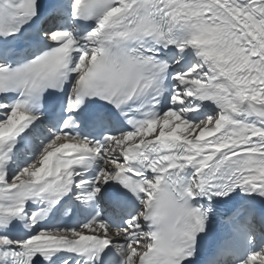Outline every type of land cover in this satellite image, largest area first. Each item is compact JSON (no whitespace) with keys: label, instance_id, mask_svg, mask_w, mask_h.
<instances>
[{"label":"snow or ice","instance_id":"6c2138e0","mask_svg":"<svg viewBox=\"0 0 264 264\" xmlns=\"http://www.w3.org/2000/svg\"><path fill=\"white\" fill-rule=\"evenodd\" d=\"M0 264H264V0H0Z\"/></svg>","mask_w":264,"mask_h":264}]
</instances>
